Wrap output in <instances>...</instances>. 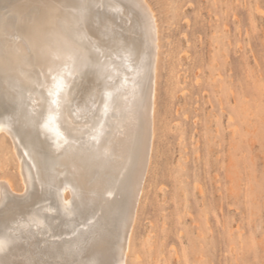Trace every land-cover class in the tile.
Here are the masks:
<instances>
[{
  "label": "rangeland",
  "instance_id": "obj_1",
  "mask_svg": "<svg viewBox=\"0 0 264 264\" xmlns=\"http://www.w3.org/2000/svg\"><path fill=\"white\" fill-rule=\"evenodd\" d=\"M26 1L0 0V178L15 189L0 192V264H264V0ZM148 17L160 42L156 86ZM65 43L89 47L100 69L74 71L72 54L56 51ZM130 105L123 172L100 164L106 143L84 193L56 162L41 198L31 142L54 160L71 143L88 150L122 134Z\"/></svg>",
  "mask_w": 264,
  "mask_h": 264
},
{
  "label": "bare ground",
  "instance_id": "obj_2",
  "mask_svg": "<svg viewBox=\"0 0 264 264\" xmlns=\"http://www.w3.org/2000/svg\"><path fill=\"white\" fill-rule=\"evenodd\" d=\"M29 1V0H28ZM28 1H26V3L28 2ZM33 2H34V0H32ZM31 1V2H32ZM23 2V1H22ZM40 2V1H39ZM41 2H42V0H41ZM50 2H52V1H48V3H47V5L50 3ZM15 3V2H14ZM19 3H21V2H19ZM25 3V2H24ZM29 4H30V1L28 2ZM37 4H38V2H36ZM43 3L45 4V2L43 1ZM82 3V2H81ZM146 3V2H145ZM29 4H25L26 5V7L29 5ZM36 4V5H37ZM83 4V3H82ZM139 4V3H138ZM20 6H21V4H19ZM22 5H23V3H22ZM31 5V4H30ZM35 5V4H34ZM52 4H50V6H51ZM140 5V4H139ZM143 5H145V7L146 6H148V4L146 5V4H143ZM20 6H18V7H20ZM40 6V5H39ZM38 6V7H39ZM45 6V5H44ZM150 6V5H149ZM148 6V7H149ZM25 7V10L24 11H26L27 10V8ZM37 7V6H36ZM49 7V6H48ZM142 7V6H141ZM147 7V8H148ZM20 8H22V7H20ZM31 8V7H30ZM41 8V7H40ZM50 8V7H49ZM146 8V9H147ZM7 9V8H6ZM42 9V8H41ZM44 9H46V8H44ZM51 9V8H50ZM150 8H148L147 9V12L148 11H150V13H152L153 14V12L151 11L152 9H150ZM23 10V9H22ZM46 10H48V9H46ZM52 10V9H51ZM13 11H15V9L13 10ZM20 11V13H22V11L21 10H19ZM23 11V12H24ZM39 12L41 11L40 9L38 10ZM135 11V10H134ZM34 12V11H33ZM38 12V13H39ZM48 13H49V11H47ZM51 12V11H50ZM136 12V11H135ZM15 13H16V11H15ZM41 13H44V14H46V11L44 12L43 10L41 11ZM149 13V15H151ZM33 14V13H32ZM50 14H52V13H50ZM54 14V13H53ZM55 14H57L56 13V11H55ZM136 14H137V12H136ZM146 14H148V13H146ZM34 15V14H33ZM36 15V14H35ZM38 15V14H37ZM49 15V14H48ZM154 15V14H153ZM153 15H151V16H153ZM18 16H20L19 14H18ZM27 16V15H26ZM148 16V15H147ZM23 17V16H22ZM33 17V16H32ZM35 17V16H34ZM38 17V16H37ZM40 17H41V15H40ZM56 17V16H55ZM154 17V16H153ZM153 17H150V18H152L153 19V27H154V32H155V34L154 33H152L155 37H153V41H156V43H155V46H156V48L157 49H155L156 50V53L154 54V53H152V54H154L155 55V57H154V65L155 66H153L154 67V69H152V70H154V71H152V72H154L153 74H154V76H153V84H154V86H156V84H157V76H158V61H159V54H160V42H159V37H158V32H157V22L155 21V19L153 18ZM39 18V17H38ZM47 18V20H48V18H49V16L48 17H46ZM51 18V17H50ZM57 18V17H56ZM149 18V17H148ZM150 18H149V20H150ZM36 19V18H35ZM42 19V18H41ZM52 19V18H51ZM50 19V20H51ZM44 21H47V20H45V19H43ZM42 20V21H43ZM60 20V19H59ZM27 21V20H26ZM25 21V22H26ZM49 21V20H48ZM23 22V21H22ZM30 22V21H29ZM28 22V23H29ZM55 22V21H54ZM24 23V22H23ZM151 23V22H150ZM34 24H35V21H34ZM54 24V23H53ZM152 24H150L151 26H152ZM8 25V24H7ZM28 25V24H27ZM26 25V26H27ZM38 25H40L39 23H38ZM43 24H41V26H42ZM46 25V24H45ZM24 26V25H23ZM47 26V25H46ZM57 26V25H56ZM149 26V25H148ZM8 27V26H7ZM39 27L40 26H38V29H39ZM21 28V27H20ZM34 28V27H33ZM47 28H48V26H47ZM55 28V27H54ZM152 28V27H151ZM42 29V28H41ZM146 29V28H145ZM47 30V29H46ZM41 31V30H40ZM44 31V30H43ZM152 31V30H151ZM153 32V31H152ZM8 33V32H7ZM24 33V32H23ZM36 34V33H35ZM24 35V34H23ZM25 35H26V32H25ZM27 36H32L30 33H29V35H27ZM39 36H41V35H39ZM24 37H26V36H24ZM29 38V37H28ZM27 37H26V39H28ZM32 39H33V37H31ZM40 38V37H39ZM24 40V39H23ZM149 40V39H148ZM32 41V40H31ZM30 42V41H29ZM33 42V41H32ZM32 42H30L31 43V51L30 52H32V47L35 45L34 43H32ZM28 42H26V44H27ZM39 43V42H38ZM153 43V42H152ZM17 44H18V42H17ZM16 44V45H17ZM32 44H34V45H32ZM41 44V43H40ZM7 45V44H6ZM15 45V46H16ZM154 45V44H153ZM17 46H21L20 44H18ZM28 46H29V43H28ZM36 46H38V45H35L34 47L36 48ZM47 46V45H46ZM46 46H44V47H46ZM131 46V45H130ZM154 46V47H155ZM5 47V46H4ZM49 47V46H48ZM132 47V46H131ZM6 48V47H5ZM23 48V47H22ZM30 48V47H29ZM34 48V49H35ZM20 49H21V47H20ZM53 49V48H52ZM36 50V49H35ZM45 50V49H44ZM154 50V51H155ZM24 51V49L22 50V52ZM47 51V50H46ZM56 51L57 52H61L62 51V54H64V51H66L67 53L68 52H70V55L72 54V57H73V69H74V71H82V76H84V75H86V73H83L84 72V70H87V69H91V68H98L99 67V69H100V66H101V62H100V60L97 58V56H96V54L94 53V52H92L91 50H90V48L89 47H77L75 44H72V43H65V45H61V44H59V45H57V47H56ZM21 52V51H20ZM9 53V52H8ZM13 53V52H12ZM25 53V52H24ZM10 54V53H9ZM26 54V53H25ZM46 54V53H45ZM53 54H54V52H53ZM151 54V53H150ZM54 55H56V53L54 54ZM59 55V54H58ZM57 55V56H58ZM10 56H11V54H10ZM14 56H15V54H14ZM16 57V56H15ZM15 57H14V59H15ZM37 57V56H36ZM55 57V56H54ZM151 57H153V56H151ZM12 58V57H11ZM38 58H40V57H38ZM54 59H56V58H54ZM151 59H153V58H151ZM39 61V60H38ZM55 61V60H54ZM56 61H58V59H56ZM152 62V61H151ZM57 64V63H56ZM52 65V64H51ZM152 65L153 64H151V68H152ZM64 67H66V65H64ZM1 70V69H0ZM59 70V69H58ZM102 71H104V70H102ZM8 72V71H7ZM20 72H22V71H20ZM31 72V71H30ZM86 72V71H85ZM151 73V72H150ZM22 74V73H21ZM72 74V73H71ZM24 75V74H23ZM100 75H102V73H100ZM150 75V74H149ZM143 76V75H142ZM76 77V76H75ZM106 77H108V76H106ZM35 78V77H34ZM149 78H150V76H149ZM49 80V79H48ZM149 80H151V79H149ZM138 81V80H137ZM55 82V81H54ZM53 83V82H52ZM140 83V82H139ZM2 84H3V82H2ZM141 84V83H140ZM139 84V85H140ZM149 84V83H148ZM59 85V84H58ZM65 86V85H64ZM59 87H61V86H59ZM147 87H148V85H147ZM147 89V88H146ZM153 89V91H152V97H153V99H154V97H155V87L154 88H152ZM149 89H147L146 91H148ZM3 92V91H2ZM146 93V92H145ZM7 95V94H6ZM93 97V96H92ZM145 97H147V96H145ZM144 97V98H145ZM156 98V97H155ZM89 99H90V97H89ZM13 100V99H12ZM101 100H99L98 102H100ZM143 101H147V99L145 100H143ZM153 101V100H152ZM155 101V100H154ZM154 101H153V103H151L152 105V107H151V109H154L153 108V105H154ZM137 103V102H136ZM83 104V103H82ZM97 104H99V103H97ZM143 105H144V103H142ZM45 107V106H44ZM144 107V106H143ZM66 111V110H65ZM144 111V110H143ZM143 111H142V115H143ZM135 112H136V107L135 106H133V105H130L129 107H127V109H125V112H124V115L126 116V122H123V123H120V126H122L123 125V128H120L121 129V131H122V134L121 135H118L117 136V132L119 131H115L114 129H112V134H110L111 135V137H110V139L108 140V141H106L105 140V137L107 138V134L109 133H107V134H105L104 136H102V140L100 141V143H99V145L98 146H93L92 144V147L91 148H89L88 150L86 149L87 147L86 146H82L81 145V147H76L75 146V144L74 143H71L70 144V149L69 150H67L66 152H65V154L63 155V156H61L60 158H58V159H56V160H54V157L53 156H51V155H45V154H43V153H40L37 149H36V147L34 146V144L31 142V144H32V150H33V160H31L30 161V163H31V165H32V168H33V171H34V173H35V177L38 179V183H39V186H40V189H41V198H44V197H46V195L48 194V184L50 183L49 181L51 180V179H53L54 178V175L53 174H51V173H49L48 171H47V169L48 168H52L53 169V171H54V173H56L57 171H58V168L57 167H55V166H52V164L53 163H59V164H61V165H63L65 168H66V171H70V170H72L74 173H77V177H71L70 179V186H71V192H73V194L74 195H78V196H80L81 195V193H84L86 190H87V186L85 185L86 184V175H85V169H87L89 166H91L92 164H94V161H93V159H92V157L96 154V150L97 149H100V148H102V147H104L105 145H106V143H109V146L105 149V152L107 153V156L106 157H104L103 155H105L103 152L101 153V156L103 157L102 158V160H101V162H100V164L101 165H105V163H107V164H110L111 163V160L113 161L114 160V163L115 164H113V168L114 169H119V172L120 171H122L123 169L122 168H124V165H125V161L127 160V158H128V155H129V149H130V146H131V136H132V132L134 131V129H133V126H134V123H133V119H134V115H135ZM23 113V112H22ZM25 113V112H24ZM27 113V112H26ZM63 113V112H62ZM103 113V112H102ZM31 114V113H30ZM146 114V113H145ZM54 115V114H53ZM59 115V114H58ZM42 115H40V117H41ZM103 116V115H102ZM51 118V117H50ZM102 118V117H101ZM101 118H98V120L99 119H101ZM155 118H154V115L152 114V116H151V123L152 124H154V120ZM160 119V118H159ZM158 119V120H159ZM33 120L34 121H36V118L34 117L33 118ZM114 121H115V119H114ZM143 121H144V118H143ZM24 122V121H23ZM97 123V122H96ZM36 124V123H35ZM116 124L117 123H113V126H114V128H116ZM140 124H142V122H140ZM47 125V124H46ZM96 125V124H95ZM162 125V124H161ZM164 125V124H163ZM55 126V125H54ZM112 126V125H111ZM110 126V127H111ZM159 126V125H158ZM2 127V126H1ZM4 127V126H3ZM65 127H66V131L68 132V135H67V137H69V138H71V139H73V138H77L78 137V135L80 134V133H76L75 131H74V129H75V125H74V123L71 121V120H69V121H66L65 122ZM79 127V126H78ZM84 127V126H83ZM97 127V126H96ZM153 127H154V125H153ZM5 128V127H4ZM55 128H57V127H55ZM142 128H143V125H142ZM145 128V127H144ZM144 128H143V130H144ZM58 129V128H57ZM141 129V128H140ZM2 130V129H1ZM0 130V131H1ZM4 130V129H3ZM9 130V129H8ZM143 130H141V131H143ZM141 131H139V132H141ZM145 131V130H144ZM5 132H6V130H5ZM4 132V133H5ZM143 133V132H142ZM153 133H154V130H153ZM6 134H8V133H6ZM97 134V133H96ZM120 134V133H119ZM134 134H135V132H134ZM142 135H144V134H142ZM8 136H10V135H8ZM151 136H155V135H151ZM95 137V136H94ZM139 137V136H138ZM143 137V136H142ZM24 138H26L27 140H29L27 137H26V135H23V136H19L18 135V137H17V150L19 151V150H21L20 152H22V153H24L25 154V149H26V146H25V140L26 139H24ZM35 139H37L38 140V136H35L34 137ZM144 138V137H143ZM152 138V137H151ZM12 140V139H11ZM26 140V141H27ZM142 140V139H141ZM15 140L13 139V141L12 142H14ZM31 141V140H30ZM151 141V140H150ZM95 142V141H94ZM16 143V142H15ZM14 143V144H15ZM82 144V143H81ZM14 147V146H13ZM150 147V146H149ZM140 149H143L142 147L140 148ZM142 151V150H141ZM15 152V151H14ZM19 152V153H20ZM18 153V154H19ZM140 153H142V152H140ZM15 154H17V153H15ZM17 154V155H18ZM16 155V156H17ZM140 155H142V154H140ZM140 155H138V156H140ZM21 156V155H20ZM29 157V156H28ZM100 158V157H99ZM150 158V157H149ZM17 159H18V157H17ZM95 159V158H94ZM19 160V159H18ZM25 160H27V159H25ZM45 160H49V161H52V163L50 162L49 163V166L48 165H46L45 164ZM21 161V160H20ZM24 162V161H23ZM28 162H29V160H28ZM18 164H17V170H18V175H19V177H20V181H23L22 182V184L24 183L25 184V180H24V176H22V172H21V165H20V163H19V161L17 162ZM27 163V162H26ZM28 164V163H27ZM106 164V165H107ZM94 166V165H93ZM92 166V167H93ZM146 168H147V166H146ZM89 169V168H88ZM122 169V170H121ZM139 170V169H138ZM123 172V171H122ZM138 172V171H137ZM118 173V172H117ZM130 173V172H129ZM103 174H105V173H103ZM102 175V174H101ZM130 175V174H129ZM136 177H137V175H136ZM2 179V180H1ZM0 192H8V191H10V192H13V191H15V189H14V187H13V183H12V181L10 180V178H8V177H6V176H2L1 178H0ZM135 180V179H134ZM133 180V181H134ZM65 181V180H64ZM66 182V181H65ZM64 182V183H65ZM130 184V183H129ZM24 186V185H23ZM22 186V188H24ZM129 186V185H128ZM63 187H65V186H63ZM63 187H62V189H63ZM67 187V186H66ZM27 188V187H26ZM118 188V187H117ZM67 189V188H66ZM63 190H65V189H63ZM62 190V191H63ZM22 191V190H21ZM24 191V190H23ZM69 192V195H70V191L67 189V190H65V191H63L64 192V194H63V196H62V198L64 199V198H67V196H68V192ZM50 192V191H49ZM105 195H107V193L105 194ZM104 195V196H105ZM140 195V194H139ZM69 197V196H68ZM71 197V196H70ZM74 197V196H73ZM1 199V198H0ZM7 200V199H6ZM62 201V200H61ZM10 203V202H9ZM63 203V202H62ZM137 203V202H136ZM4 204H5V202H4ZM7 204H8V202H7ZM30 204V203H29ZM13 205V204H12ZM5 207V206H4ZM0 209H2V208H0ZM12 212V211H11ZM64 215V214H63ZM127 215V213L125 214V216ZM6 216V215H5ZM11 216V215H10ZM14 216V215H13ZM12 216V217H13ZM19 217V216H18ZM17 217V218H18ZM9 219V218H8ZM26 219V218H25ZM126 219H127V217H126ZM134 220V219H133ZM14 221V220H13ZM22 221V220H21ZM24 221V220H23ZM135 221V220H134ZM18 223V222H17ZM125 224V223H124ZM3 225V224H2ZM5 225V224H4ZM132 225V224H131ZM133 225H134V223H133ZM125 226V225H124ZM4 227V226H3ZM5 228V227H4ZM124 229V227L122 228V230ZM130 230L128 231V237H127V246L126 247H123V248H125V251H124V257L126 256V257H128L129 255H128V253H130V252H128L127 253V251L130 249V246H132L131 244H130V242L131 241H133V238H132V236H133V227L131 226L130 228H129ZM124 231V230H123ZM123 231H122V235H123ZM3 233V231L0 229V234H2ZM127 233V232H126ZM126 235V234H125ZM1 237H2V235H1ZM19 237V236H18ZM123 237V236H122ZM126 237V236H125ZM122 240V239H121ZM16 241H18V240H16ZM120 242V241H119ZM11 243V242H10ZM117 244V243H116ZM118 245H119V243H118ZM103 246V245H102ZM119 247V246H118ZM121 249V248H120ZM130 250H133V248L132 249H130ZM119 251V250H118ZM121 254H123L122 252H121ZM128 255V256H127ZM122 257H123V255H122ZM122 257H121V260H122ZM118 260V259H117ZM120 260V261H121ZM126 261V260H125ZM122 262V261H121ZM119 264V263H118ZM124 264V263H123Z\"/></svg>",
  "mask_w": 264,
  "mask_h": 264
},
{
  "label": "snow or ice",
  "instance_id": "obj_3",
  "mask_svg": "<svg viewBox=\"0 0 264 264\" xmlns=\"http://www.w3.org/2000/svg\"><path fill=\"white\" fill-rule=\"evenodd\" d=\"M53 103H57V101L54 100Z\"/></svg>",
  "mask_w": 264,
  "mask_h": 264
}]
</instances>
